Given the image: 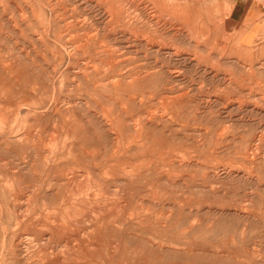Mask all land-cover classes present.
Wrapping results in <instances>:
<instances>
[{"label":"bare ground","instance_id":"bare-ground-1","mask_svg":"<svg viewBox=\"0 0 264 264\" xmlns=\"http://www.w3.org/2000/svg\"><path fill=\"white\" fill-rule=\"evenodd\" d=\"M195 1L193 12L176 15L187 28L176 29L179 40L193 32L201 39L211 34L214 43L212 33L225 32L241 37L243 47L264 48V31L259 39L251 35L261 24L257 4L224 0L239 3L230 14L208 10L209 0ZM101 5L106 8L96 19L67 18L61 0H0V264H264V230L259 236L245 228L205 235L200 204L194 207L187 195L190 182L197 193L214 192L206 178L220 173L264 187V167L252 175L206 165L200 154L191 155L190 149L198 153L204 145L201 133L195 135L199 130L189 129L186 108L146 107L150 91L178 93L170 103L179 105L189 95L185 72L178 71L176 80L164 60L185 58L184 50L156 38L161 0H103L96 7ZM250 5L254 9L246 11ZM77 6L95 8L92 0ZM95 24L106 25L114 47L96 42L89 32ZM71 32L79 34L70 43ZM91 62L99 66L89 67ZM75 80L109 108H91L71 96ZM251 142L263 143L264 130ZM254 151L249 148L245 159L256 160ZM257 190L220 213L264 229V196Z\"/></svg>","mask_w":264,"mask_h":264},{"label":"rangeland","instance_id":"rangeland-1","mask_svg":"<svg viewBox=\"0 0 264 264\" xmlns=\"http://www.w3.org/2000/svg\"><path fill=\"white\" fill-rule=\"evenodd\" d=\"M68 1L69 0H61L62 8L63 9L66 8L65 10L67 11V14H68V16H66L67 18L69 17H73V18L89 17L92 19L93 18L96 19L99 17L97 16V10L99 9L102 10L106 8L105 5H101L98 8L96 7V4L103 3V0H92L93 3L95 4V8H88V9L78 8L77 5L81 4V0L80 1L71 0L72 2L69 1L70 4ZM176 1L171 0V3H170V0H161V3H162V5H160L161 9L157 8L156 6V10H157L156 18L157 19L155 21L156 23L157 21L159 22V25L156 26V30H157L156 38H157V41L161 40L160 43L162 44H164L163 42H165V44L167 45L169 44V47L178 48L182 51L184 50L183 52L185 54L184 55L185 58H182L183 56H179V57L173 56L171 58L165 56L164 60L169 63L170 67L173 68L175 72L173 76L174 77L176 76L175 77L176 80L179 79L178 73L180 71L185 72V76L187 77L188 83H189V89H188L189 95L185 99L186 101L185 103H183L184 105L183 106V105H179L180 104L179 102L170 103V100L173 97H175L174 95L178 93H172V95L171 94L164 95L157 91H150L148 96H152L153 94V98L149 100V103L146 105V107L147 108H151V107L152 108H186V110L189 113V116H188L189 117L188 123H190L189 129L195 130L196 128L197 130H199L197 131V134L195 135L196 137H198L199 134L201 133L199 136L200 138L198 137V139L201 140L202 144L204 145L203 151H200L198 153L193 152V149H190V151H192L191 153L192 156H198V154H200L201 160L203 161V163H205L206 165L210 167L216 166V164L217 165L219 164L221 167L224 166L227 168H229V166L230 168L237 167L235 169H238L241 172L245 171L247 173H252V175H255L258 173L260 166L264 167V157H263L264 142L263 143L251 142L255 135H257L261 130L262 131L264 130V120H263L264 113L258 112V108L264 109V96H263L264 94V84H263L264 83V48L253 49L252 47L255 46L256 44H254L251 47H243L242 42H240L239 40L241 37L235 38L234 36H231V35L229 36L225 32L223 34L219 33L215 36L212 33V36L216 40L214 43L210 42V40H213V38L210 37L211 34H205L204 35L205 38L202 36V39H201L200 37L198 38V35L193 32H186L185 34L189 35V37L185 38L184 40L182 39L179 40V37L181 34L177 30L179 29L182 30L183 28L184 30H186L187 28L181 22L177 21L176 15L183 14V13H184L183 15H185V13L190 14L189 12H193L194 9L191 7V5L193 4V2H196V1L195 0H188V1L187 0H179V1L176 0ZM209 1H211V3ZM209 1H203V2L205 3L207 2L206 4H208L209 2L208 10H212L215 13H218L219 11V13L228 12L230 14H233L234 12H236L237 9H240V7L238 6L239 3H229V2H224V0H209ZM246 3L257 4L258 8H257L256 17L260 15L259 21L261 24L255 26L252 29L251 35L252 36L259 35L258 36V39H259L261 38L262 36L261 34L264 31V22H263L264 2L262 0H246ZM215 7H218V9ZM157 13H159V15ZM203 18H204L203 21L207 20L205 16ZM163 21L165 22L163 23ZM104 26L106 27V25H96L95 24L92 26L93 30L89 29V32L95 35V40H97L96 42L98 44L104 45V46L106 45V47L108 48L114 47V45L117 44V42L106 38L105 34L107 33H104V30H103ZM122 28L123 27H121V29ZM205 28H208V24L205 26ZM93 31L94 33L97 32L98 34L97 33L94 34ZM70 34H72V35H69L70 36L69 41L71 43L73 41L72 38L77 37L79 33L71 32ZM163 36L165 37V39ZM101 39L102 40L104 39V40L102 41ZM223 40L225 41V43ZM257 42L259 43L260 41H256V43ZM209 44H212L215 46L219 45L220 47L218 48L217 47L215 48L205 47V46H208ZM227 45H230V46H227ZM197 46H200V47L197 48ZM238 46L240 47L238 48ZM219 50L221 52H219ZM219 53L221 56H219ZM190 55L192 58L190 57ZM194 55L195 57H193ZM79 57L81 58V61L86 60V58L82 55H80ZM241 63L243 65L244 64L251 65L252 72L245 70L242 67ZM92 64L93 63L91 62L89 67H92ZM94 65L99 66V63L94 62L93 66ZM251 73H252V76L250 75ZM228 76L230 77L229 79H228ZM226 77H227V80H225ZM247 78L251 81H249ZM230 79L231 81H229ZM224 82H225V85H224ZM201 83L202 84L204 83L203 84L204 86ZM226 84L229 86H227ZM232 84L233 86H235V88L232 86ZM80 85H81V80L80 81L75 80V86H74L75 88H74V91L71 93V96H73L74 98L83 99L84 101L89 102V105L91 106V108H109L105 105L104 100L93 95L86 85L84 86L82 85L80 86ZM198 85H201L202 87ZM221 86H223L222 88H225V89L219 90ZM236 88H238L239 90H237ZM235 89L238 92H236ZM65 95H67V93L63 94V96ZM196 96H198V98ZM248 98H250V100ZM226 99L228 101L233 99L232 101L235 100L236 103H234V105L231 106L229 105L230 102H228ZM203 100H205L206 102ZM197 103L199 106L197 105ZM223 107L236 108V109H234L235 111L232 110L233 111L232 112V111H226L225 109H223ZM200 108H202L205 111H202V109ZM199 109H200V114L198 112ZM208 125H209V128L207 127ZM226 127L228 128L227 130L225 129ZM199 128L202 130H200ZM208 129L210 130L211 133L205 136L206 133L204 132H209ZM217 131L218 132L220 131V132L218 133ZM221 131H223L224 133ZM220 133H223V135H220ZM249 148L250 149L253 148V150L257 152L256 160L254 161H252V159L246 160L244 157L245 154H247ZM249 153L252 154L253 151ZM246 168H248L249 170L251 169V170L249 171ZM209 171L210 169L208 168L206 172L203 170L202 172L197 173V174L201 177V176H204L205 173H208ZM196 172L197 171L194 172L193 170H189V173L192 174L193 176L196 174ZM233 182H235V184ZM211 183L212 184L214 183L213 186ZM206 184L208 187H212V188L214 187L213 189L215 191L212 192L210 190H206L204 192L201 191L200 193H197L194 190L193 184L191 182H190V188L187 191L188 192L187 195L189 197L191 196L190 197V200L192 201L191 204H193L194 207H197L199 206L198 204H200L198 219L200 218L199 220L201 221L202 226H204V228L206 229L205 235L210 236L214 229L215 230L219 229V231H221V233L223 234L227 230L232 229V228L233 229L234 228L235 229L245 228V231L251 234L252 236H259L263 234V230H264L263 225L255 224L253 221H245L244 219L237 218L225 212L220 213V210L223 209L224 207L226 208L232 205L235 207V206H239L243 204L244 200L249 199V197H247L246 195L250 192H256L257 187H258V190H257L258 193L261 194V196H264V187L262 185L252 186L250 183L240 180L238 177H235L234 175H226V174H221V173L218 174V176L215 175L214 177L208 175L206 178ZM228 185H231V186L228 187ZM222 190H225L224 191L225 193ZM213 207L215 208V210H213L214 209ZM209 209H211L212 211ZM192 217L196 219L195 213L192 214ZM208 225L210 226L208 227Z\"/></svg>","mask_w":264,"mask_h":264},{"label":"crops","instance_id":"crops-1","mask_svg":"<svg viewBox=\"0 0 264 264\" xmlns=\"http://www.w3.org/2000/svg\"><path fill=\"white\" fill-rule=\"evenodd\" d=\"M250 9H254V8L251 5L247 6V10L246 11H249Z\"/></svg>","mask_w":264,"mask_h":264}]
</instances>
